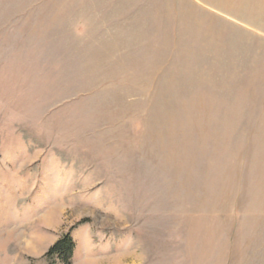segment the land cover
Segmentation results:
<instances>
[{"label": "rangeland", "instance_id": "374dc122", "mask_svg": "<svg viewBox=\"0 0 264 264\" xmlns=\"http://www.w3.org/2000/svg\"><path fill=\"white\" fill-rule=\"evenodd\" d=\"M264 264V0H0V264Z\"/></svg>", "mask_w": 264, "mask_h": 264}, {"label": "trees", "instance_id": "16d2710c", "mask_svg": "<svg viewBox=\"0 0 264 264\" xmlns=\"http://www.w3.org/2000/svg\"><path fill=\"white\" fill-rule=\"evenodd\" d=\"M75 249V244L70 235L62 238L49 251L48 256H59L65 264H70Z\"/></svg>", "mask_w": 264, "mask_h": 264}]
</instances>
